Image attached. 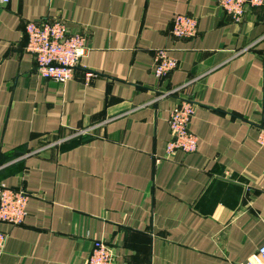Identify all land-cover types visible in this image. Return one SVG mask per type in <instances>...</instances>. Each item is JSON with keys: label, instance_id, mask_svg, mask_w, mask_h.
I'll use <instances>...</instances> for the list:
<instances>
[{"label": "crops", "instance_id": "0c3cea01", "mask_svg": "<svg viewBox=\"0 0 264 264\" xmlns=\"http://www.w3.org/2000/svg\"><path fill=\"white\" fill-rule=\"evenodd\" d=\"M178 15L198 19L196 39L173 38ZM53 19L88 38L65 85L41 79L27 52V24ZM163 49L179 66L158 80ZM185 101L198 150L165 159L170 111ZM263 102L264 6L237 24L218 0H11L0 184L31 199L22 226L0 223V264H86L98 240L115 264H264Z\"/></svg>", "mask_w": 264, "mask_h": 264}, {"label": "built area", "instance_id": "2783aa9c", "mask_svg": "<svg viewBox=\"0 0 264 264\" xmlns=\"http://www.w3.org/2000/svg\"><path fill=\"white\" fill-rule=\"evenodd\" d=\"M11 0H0V11L7 8ZM220 8L239 24L247 17L249 10L264 6V0H218ZM199 34V21L196 17L178 15L173 19L171 35L176 40H194ZM28 37L27 52L36 60V71L43 80H51L65 85L75 79L76 70L88 52V38L82 33H74L62 19L30 22L26 26ZM178 61L167 50L156 51L154 57V75L158 80L167 77L178 69ZM97 74L87 72L86 83L90 84ZM164 97H168L165 95ZM197 106L185 101L170 111L169 127L171 138L167 143L165 159L176 152L186 154L197 152L198 137L192 133V122ZM264 116V104H263ZM264 119V117H263ZM264 121V120H263ZM259 130V144L264 146V122ZM163 161L157 158V164ZM31 195L24 190L9 188L0 184V223L10 227H20L25 223ZM8 234L0 231V260L6 251ZM258 257L264 263V245L258 250ZM86 264H115V253L103 240L95 241L91 256ZM242 264H257L249 260Z\"/></svg>", "mask_w": 264, "mask_h": 264}, {"label": "rangeland", "instance_id": "374dc122", "mask_svg": "<svg viewBox=\"0 0 264 264\" xmlns=\"http://www.w3.org/2000/svg\"><path fill=\"white\" fill-rule=\"evenodd\" d=\"M263 104H264V102H263ZM264 117V116H263ZM264 120V119H263ZM264 122V121H263ZM263 124V123H262ZM261 126H263V125H261Z\"/></svg>", "mask_w": 264, "mask_h": 264}]
</instances>
